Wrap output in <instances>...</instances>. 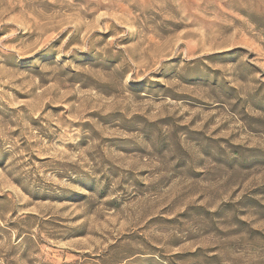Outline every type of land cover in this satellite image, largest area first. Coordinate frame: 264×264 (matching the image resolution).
<instances>
[{"label":"rangeland","instance_id":"1","mask_svg":"<svg viewBox=\"0 0 264 264\" xmlns=\"http://www.w3.org/2000/svg\"><path fill=\"white\" fill-rule=\"evenodd\" d=\"M0 264H264V0H0Z\"/></svg>","mask_w":264,"mask_h":264}]
</instances>
